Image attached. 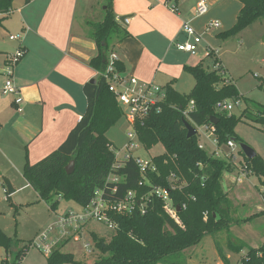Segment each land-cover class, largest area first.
I'll use <instances>...</instances> for the list:
<instances>
[{
  "label": "trees",
  "instance_id": "trees-1",
  "mask_svg": "<svg viewBox=\"0 0 264 264\" xmlns=\"http://www.w3.org/2000/svg\"><path fill=\"white\" fill-rule=\"evenodd\" d=\"M14 1L0 0V24L9 18ZM237 1L242 4L237 23L232 29L220 33L217 36L220 40L236 37L264 20V0ZM113 2L106 0L104 19L91 26L90 38L95 42L98 54L91 60L90 67L100 73V78L95 85L87 83L84 86L85 114L61 146L46 158L31 164L26 155L23 176L37 193L39 201L49 205L54 212L61 199L72 201L83 209L91 204L97 191L103 193L106 201L113 202L123 200L129 192L136 193L137 207L132 214H111L118 229L110 241L92 234L100 258L90 264H181L185 251L198 246L206 236L229 229L233 223L231 203L224 192L222 176L224 172H233L234 165L208 154L200 147L198 135L188 139L184 121L193 126L210 127L211 118H216L215 139L217 147L221 148L238 141L235 127L247 112L238 117L234 113L216 110L220 102L242 101L236 86L221 76L222 65L217 70L205 66V61L185 66L184 71L195 80L192 92L184 95L171 85L165 87L167 99L162 112L152 114L136 128L145 150L159 144L165 149L163 155L152 158L156 172L148 171L143 176L134 160L117 164L111 151L113 144L106 135L123 114L103 75L115 47L130 34L117 21ZM115 65L124 73L120 61ZM191 104L194 110L185 116ZM261 114L251 120L264 124V111ZM240 154L246 170L259 177L264 187L262 158L257 155L249 160L241 151ZM72 162H75V171L68 175L66 168ZM111 175L119 178V182L110 183L108 178ZM153 187L167 191L171 209L161 199L148 196ZM143 203L145 214L140 209ZM21 244L0 230V247L7 255L0 264H22L32 249V242L20 248ZM227 247L234 254L248 249L240 264H264V242L253 248L230 241ZM62 249H56L47 257V264H82L74 255L63 253ZM219 257L224 258L221 251ZM228 261L225 257L223 264H229Z\"/></svg>",
  "mask_w": 264,
  "mask_h": 264
},
{
  "label": "crops",
  "instance_id": "crops-1",
  "mask_svg": "<svg viewBox=\"0 0 264 264\" xmlns=\"http://www.w3.org/2000/svg\"><path fill=\"white\" fill-rule=\"evenodd\" d=\"M199 1L210 7L204 17H195ZM105 6L106 0L14 1L13 13L0 24V30H5L0 31V152L5 156L27 155L36 164L56 151L79 123L87 109L84 86L100 78L90 67L98 54L90 33L91 26L104 19ZM113 9L130 34L114 51L124 73L161 87L171 85L182 93L184 67L206 63V49L218 51L223 46L217 36L235 26L242 4L237 0H114ZM124 17L128 20L122 24L119 20ZM186 22L202 36L199 57L176 48L187 40L182 32ZM211 22H218L220 28L209 31ZM18 35L23 36L21 47L26 52L14 73L24 98L21 107L1 92L6 57L20 47L9 37ZM258 211L264 209L259 206Z\"/></svg>",
  "mask_w": 264,
  "mask_h": 264
},
{
  "label": "rangeland",
  "instance_id": "rangeland-1",
  "mask_svg": "<svg viewBox=\"0 0 264 264\" xmlns=\"http://www.w3.org/2000/svg\"><path fill=\"white\" fill-rule=\"evenodd\" d=\"M15 16L17 14L13 15V18ZM8 35V32L4 33V39ZM220 41L223 46L218 50L219 55L207 59L204 65L213 67L214 62L219 64L222 62L226 74L224 78L236 86L242 97L241 106L234 110V114L238 117L244 112L247 114L235 127L238 141L234 143L233 149L224 145L216 150L213 141L204 138L201 146H204V150L210 155L216 156L217 151L218 158L234 165L233 172H224L222 176V186L231 203L233 223L229 229L208 235L198 246L185 251L181 264H223L225 257L229 259V264H240V260L246 256L248 249L240 254H234L228 249V242L233 241L238 246L244 244L248 247H258L264 240V211H258L259 206L264 209V187L262 180L256 175L247 176L248 171L239 146L240 143L249 146L264 162V124L251 120L259 115L262 116L261 113L264 111V20L253 24L236 37ZM185 76L180 81L181 94L189 95L195 87V80L189 73ZM129 131L130 126L122 116L117 125L106 135L109 142L113 144L115 152L121 151L119 161L125 160L127 151L123 149L130 139ZM131 152L136 157L152 159L163 155L165 149L159 144L148 151L141 148ZM20 157L21 155L19 157L5 156L0 152V230L9 238L19 240L20 244L22 243L21 248L45 232L56 222L57 216H63L69 212L81 213L82 209L72 201L61 199L57 211L54 212L49 205L39 201L38 195L34 189L27 186L23 176L26 156ZM234 157H236L235 161ZM241 172L245 173L241 175ZM111 178L114 179V176ZM5 180L9 181L15 190L11 196L7 193ZM93 233L99 238L110 241L115 231L104 224L88 221L75 234L78 238L74 235L59 243L56 249L63 248L62 252L74 255L76 261L90 264L100 258V253L95 249L93 242ZM86 245L90 246L91 253L85 249ZM219 251L222 252L223 259L219 257ZM6 258L5 250L0 247V263ZM23 264H47V257L38 250L31 249Z\"/></svg>",
  "mask_w": 264,
  "mask_h": 264
},
{
  "label": "built area",
  "instance_id": "built-area-1",
  "mask_svg": "<svg viewBox=\"0 0 264 264\" xmlns=\"http://www.w3.org/2000/svg\"><path fill=\"white\" fill-rule=\"evenodd\" d=\"M31 1V0H28ZM173 12L177 10L172 8ZM210 7L205 1H199L195 9V17H204L209 13ZM13 13V10L9 13V16ZM220 24L213 22L208 25V29L218 30ZM182 32L187 36V40L183 43L176 45L178 51L188 54L192 57L199 56V49L202 45V36L193 28L190 22H186L182 26ZM11 41L20 43V47L13 53L6 57L5 69H4V85L2 88V94L4 96L13 97L16 106L21 107L24 98L21 93V89L16 85L14 79L15 69L18 64L25 57V49L21 47L23 36H10ZM218 51L214 49H206V59H211L212 56L218 55ZM119 61L115 53L110 56V62L106 73L103 75L109 85V91L114 94L117 99L118 105L122 110L123 117L130 126L129 141L125 144L124 149L127 151L124 161H119L118 157L121 155V151L115 152L114 147L111 151L114 153L117 164H123L125 161L134 160L140 169L141 174L144 176L146 172H156V168L152 164V159H142L140 156H134L131 151H138L144 149L141 142L139 141L138 134L136 131L138 124L143 122L152 114H159L162 112L163 105L167 99V92L165 87H161L155 83L142 82L134 76L126 75L117 70L115 62ZM221 64L214 62L212 70H217ZM225 70L221 73V76H225ZM241 106V101H224L220 102L216 106L218 112L234 113V110ZM22 112V109H18ZM194 110V105L191 104L189 110L184 113L187 116L189 111ZM198 136H200V147L202 139L213 141L217 147L215 139L214 126H194ZM228 147L233 149L234 143L229 142ZM216 156L219 157L216 151ZM235 159V157L233 158ZM112 176V175H111ZM108 178L110 183L119 182V178ZM148 184V182H146ZM148 196H155L165 202L167 208L171 209V201L167 191L161 188H152V191ZM136 193L129 192L126 197L121 201H106L103 198V193L97 191L95 198L91 204L83 208L81 213L69 212L63 216H57L56 222L53 223L45 232L41 233L31 244L32 249H36L46 257H49L58 247L59 243L67 240L74 236L86 222H97L106 225L109 229L116 231L118 224L111 218V214L114 215H130L137 207ZM145 200V199H144ZM147 200V197H146ZM142 214H145V204L143 203L140 207ZM75 238H78L75 235ZM85 249L89 251L90 246L86 245Z\"/></svg>",
  "mask_w": 264,
  "mask_h": 264
},
{
  "label": "water",
  "instance_id": "water-1",
  "mask_svg": "<svg viewBox=\"0 0 264 264\" xmlns=\"http://www.w3.org/2000/svg\"><path fill=\"white\" fill-rule=\"evenodd\" d=\"M127 20H128V17H124V18H120L119 21H120L122 24H125V23L127 22ZM90 84L95 85V84H96V81H95V80H92V81H90ZM217 121H218V120H217L216 118H211V124H212L213 126H216V125H217ZM184 124H185V128H186V130H187V138H188V139H191V138L197 136V131H196V129L194 128L193 125H191V124H190L189 122H187V121H184ZM239 146H240V150H241V152L243 153V155H244L247 159L252 160V159H254V158L257 156V154L254 152V150L251 149L249 146H247V145H245V144H242V143L239 144ZM74 171H75V162H72V163L66 168V172H67L68 175H72V174L74 173ZM5 187H6V189H7V193H8V195L11 196L12 194L15 193V190L13 189L11 183H10L9 181H7V180H5ZM178 211H179V210H178Z\"/></svg>",
  "mask_w": 264,
  "mask_h": 264
}]
</instances>
